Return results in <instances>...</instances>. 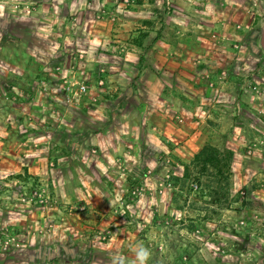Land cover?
I'll return each mask as SVG.
<instances>
[{
  "label": "rangeland",
  "instance_id": "1",
  "mask_svg": "<svg viewBox=\"0 0 264 264\" xmlns=\"http://www.w3.org/2000/svg\"><path fill=\"white\" fill-rule=\"evenodd\" d=\"M116 21L122 28L116 37L97 38ZM167 24L176 50H210L207 56L180 50L172 54L176 63L194 65L203 57L221 66L219 82L227 73L236 78L212 87L224 99L219 103L236 111L223 119L228 127L210 128L202 146L233 153L230 166L219 167L223 175L212 166L202 171L191 165L202 148L183 161L188 154L178 140L165 143L171 145L165 153L156 150L165 164L152 158L129 164L121 147L115 150L120 160L103 166L97 147L81 149L75 133L61 128L68 132L58 136L48 128L65 106L85 120L90 106L114 100L115 91L102 90L109 69L97 65L126 58V72L136 78L149 50L167 42ZM99 40L115 45L106 56ZM41 70L62 82L45 103ZM260 108L264 0H0V144L17 158L0 159V220L6 222L0 264H132L133 248L141 244L151 251L147 264H264ZM129 112L120 119L131 120ZM93 115L87 120L96 122ZM144 134L134 140L141 142ZM32 154L43 162L38 175L21 164L20 157Z\"/></svg>",
  "mask_w": 264,
  "mask_h": 264
},
{
  "label": "crops",
  "instance_id": "2",
  "mask_svg": "<svg viewBox=\"0 0 264 264\" xmlns=\"http://www.w3.org/2000/svg\"><path fill=\"white\" fill-rule=\"evenodd\" d=\"M34 17L36 18L37 16ZM131 23L128 22V25H131ZM105 27L101 35H97V38L116 37V32L122 29L118 27L117 21L114 24L109 23ZM171 28V24L166 25L164 33L168 38L164 37V39L167 42H163L162 46H153L149 50V58L147 56L148 60L143 65L142 74L140 75L138 68L136 78L128 76L126 58L121 59L117 64L101 61L97 65L104 67V69H109L110 82H105L102 90L108 91L110 89L115 91L117 97L114 100L120 103H109L114 100H100V97H98L100 102L96 103L95 107L93 105L90 106L89 109V112L94 114L92 118L96 122L92 121L93 119L91 120L92 122L87 120V118L91 117L90 113L83 111L85 114H90L89 116L86 115L87 118L82 116L85 119L83 120V118H80L82 112H77L70 106H65L58 111L60 114L54 118L52 125L48 126V128H55L54 132L58 133V136L68 132V130L75 133L78 136V146L81 149H87L89 146L94 149L97 147L99 153L102 154V161L100 162H103V166H107L115 158L120 160L115 150L121 147L123 149L122 153H124V157H126L129 164L133 162L140 164L148 159L150 161V158L159 164H165L166 157L164 155L160 156L156 150L161 149L164 153L169 151L171 145L165 143H174V140H178L181 143L179 150L183 148L186 150L188 155H184L183 161L188 162L209 140L210 128H226L229 126L223 119L227 118L229 114L235 115L236 108L234 107L232 113V109L229 108L231 106L220 104L221 98H216V95L213 94L215 88L213 90L212 87L216 83L230 84L236 78L227 73L223 81L219 82L221 66L203 60V57L198 58L200 60L194 65L184 60L176 63L172 54L180 52V50L185 53L190 51L188 53L202 55H206V52H210V50L205 46H188L186 48L180 46L179 50H176L169 38ZM65 33L70 34L71 32L67 30ZM89 36L91 37V34ZM99 41L102 43L101 52L104 55L115 46L107 41ZM152 54L156 57V60L152 58ZM101 64L104 66H101ZM136 64V66L139 65L138 62ZM112 65H115L113 70H111ZM135 65L132 66L133 69L136 68ZM225 70L229 71L230 69L228 70V67H226ZM54 71L52 69L50 71L51 74ZM145 73H147L146 77L143 76ZM46 76V70H41L40 81L44 90L41 91L40 99L44 103L52 99L54 95V93L50 92L52 87L53 91H56V88L58 89L62 85V82L55 83L52 77L47 79ZM56 79H58L57 76ZM216 90L218 91V87ZM219 96L225 97V94L221 92ZM88 99L91 103L92 98ZM125 99H129L131 105L128 102L126 103ZM142 108H144L142 111L145 113L143 114L144 118L140 112ZM127 109H130L129 113L132 119L125 122L120 118L125 116ZM260 109L262 114H264V109ZM61 128H67L68 130H60ZM74 128L80 129L75 130ZM140 133H146L144 134L146 136H142L141 142H136L134 140L135 134ZM147 133L150 136H147ZM145 141L146 143H144ZM139 143L142 144L139 145ZM1 144L0 159L3 158L4 161L16 160L17 158H12V154L7 152L5 142L1 141ZM138 146L142 148L140 152L135 151ZM187 150H190V154ZM137 152H139L138 155ZM20 159L22 166L25 162L24 167L29 166L30 173L39 174L38 165L43 164V162L39 163L41 161L40 157L32 154L20 157ZM23 171L25 169H22L21 173ZM106 180L112 181L110 178ZM115 194L117 193L115 192ZM108 195L107 193L104 198ZM106 206L108 207V204L104 203V207ZM5 225L6 222L0 220V229Z\"/></svg>",
  "mask_w": 264,
  "mask_h": 264
},
{
  "label": "trees",
  "instance_id": "3",
  "mask_svg": "<svg viewBox=\"0 0 264 264\" xmlns=\"http://www.w3.org/2000/svg\"><path fill=\"white\" fill-rule=\"evenodd\" d=\"M232 159V152L222 155L221 152L214 146L206 145L194 156L191 165L200 166L202 171L207 170L208 166H212L217 169L218 175H223V172L220 168L229 167Z\"/></svg>",
  "mask_w": 264,
  "mask_h": 264
},
{
  "label": "clouds",
  "instance_id": "4",
  "mask_svg": "<svg viewBox=\"0 0 264 264\" xmlns=\"http://www.w3.org/2000/svg\"><path fill=\"white\" fill-rule=\"evenodd\" d=\"M133 252L135 255V259L132 264H147V261L151 256V251L148 248L141 244L134 247ZM113 264H120V261L117 259H113Z\"/></svg>",
  "mask_w": 264,
  "mask_h": 264
},
{
  "label": "built area",
  "instance_id": "5",
  "mask_svg": "<svg viewBox=\"0 0 264 264\" xmlns=\"http://www.w3.org/2000/svg\"><path fill=\"white\" fill-rule=\"evenodd\" d=\"M86 90H87L86 86H82V91H86Z\"/></svg>",
  "mask_w": 264,
  "mask_h": 264
}]
</instances>
